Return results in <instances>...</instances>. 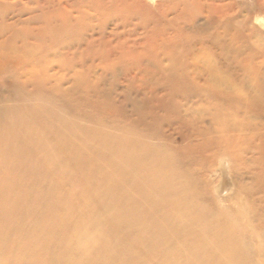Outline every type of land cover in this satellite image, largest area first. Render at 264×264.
<instances>
[{"label":"rangeland","instance_id":"1","mask_svg":"<svg viewBox=\"0 0 264 264\" xmlns=\"http://www.w3.org/2000/svg\"><path fill=\"white\" fill-rule=\"evenodd\" d=\"M0 50L18 62L0 72V264H261L264 229L221 218L214 140L169 109L219 90L199 76L214 62L264 80V0H0ZM167 70L176 90L156 84ZM224 74L227 112L264 126L262 87ZM222 242L241 253L206 262Z\"/></svg>","mask_w":264,"mask_h":264},{"label":"bare ground","instance_id":"2","mask_svg":"<svg viewBox=\"0 0 264 264\" xmlns=\"http://www.w3.org/2000/svg\"><path fill=\"white\" fill-rule=\"evenodd\" d=\"M66 28L62 25L65 34ZM220 36L218 37L219 45L225 52L230 46L225 44L222 35ZM238 58L236 57V63L241 67H237V70H235V66L225 65L223 61L204 66L199 76L206 77L207 81H215L220 86L219 90L212 91L204 83L200 85V82H198L199 86H195L194 94L201 96L200 101L196 102L195 105L192 104L191 109L189 107L183 109L184 105H175L169 109V113L172 114L174 119L180 120V124L183 123L182 127L186 130L185 135L187 137L194 138V140L201 137L206 140H214L216 151L213 155L216 156L218 161V167L215 170L219 174V184L214 187V194L217 196L216 204L223 210V212H220L221 218L233 228L243 227L246 230L254 231L256 228L264 229V219L259 215V217L256 216V213L250 215L251 212L247 209L249 203L252 205L259 193L262 195L261 204L264 207V146L258 142V135H263L264 126L253 117L238 116L240 114L238 110H232L235 116L227 112V109H232L230 106L235 104L231 103L234 102V98L226 95L229 92L226 90L227 85H225L224 79L226 75L224 73L234 75L235 82L245 86L246 92L251 94V99H253V96L256 98L255 89L258 87H262L259 91L264 95V90H262L264 89V80L260 81L259 78L262 76L258 75L257 70L254 71L249 64H246L245 58L240 60ZM69 62L66 60L65 64ZM17 65V61L9 55L4 56L0 50V72L10 71ZM214 71L218 73L217 76L213 74ZM164 73L165 76L158 78L156 84L176 90L181 85L182 79L177 78L179 75L170 70ZM104 77L102 78L104 79ZM239 84L237 85L239 86ZM210 98L215 100L214 105L204 107L203 103L209 102ZM262 105V109H264V104ZM252 106L260 108L256 105ZM0 107L5 108V104H0ZM13 107L16 108L15 105ZM229 184H233L234 189L222 194L224 189L229 187ZM208 186L206 185L207 189ZM181 189H183V185ZM3 212L4 209L0 206V214ZM226 244L227 242H222L221 246L214 245L217 248L216 253L206 255L205 261H218L221 258L234 259L241 253L239 250H235L230 252L228 256H218V249L224 248ZM250 253L261 264H264L263 236L259 239L257 248L251 250Z\"/></svg>","mask_w":264,"mask_h":264}]
</instances>
